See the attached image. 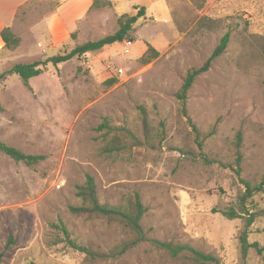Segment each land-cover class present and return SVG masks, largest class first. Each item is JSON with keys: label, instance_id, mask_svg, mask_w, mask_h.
Listing matches in <instances>:
<instances>
[{"label": "rangeland", "instance_id": "rangeland-1", "mask_svg": "<svg viewBox=\"0 0 264 264\" xmlns=\"http://www.w3.org/2000/svg\"><path fill=\"white\" fill-rule=\"evenodd\" d=\"M18 3L0 0V25L11 24L20 39L13 51L0 39V141L45 159L30 167L0 153L1 264H196L170 257L152 240L189 245L219 264H264L253 249L242 258L239 237L247 215L229 220L221 214L238 211L244 191L230 168H235L238 132L240 179L256 185L264 177V0H118L92 8L91 26L55 45L43 18L56 1L22 3L12 21L6 9ZM134 7H144L145 17L133 26L132 43L55 67L46 63L114 34L119 17L135 15ZM203 18L218 24L200 22ZM226 33L225 52L187 92L189 122L177 94L187 73L204 64ZM149 47L156 54L144 64ZM34 62L42 64L41 72L27 85L6 74L15 64ZM109 79L114 82L105 84ZM140 107L151 129L149 142ZM105 120L124 145L110 157L100 153L112 136L98 131ZM87 175L101 205L124 207L138 194L146 209L140 221L146 240L119 258L98 255L133 239V232L68 210L81 204L76 187ZM245 210L255 215L248 243L264 246V193L253 195ZM62 225L96 256L71 249Z\"/></svg>", "mask_w": 264, "mask_h": 264}, {"label": "trees", "instance_id": "trees-1", "mask_svg": "<svg viewBox=\"0 0 264 264\" xmlns=\"http://www.w3.org/2000/svg\"><path fill=\"white\" fill-rule=\"evenodd\" d=\"M105 7H111V3L108 0H92L91 8L94 9H101ZM134 10H137L136 14L133 16L121 15L118 19V30L109 36H106L100 40L94 42H87L81 46H78L72 49L69 53L58 55L49 58L46 63L51 64L52 66H57L59 64L66 63L74 58H81L86 54H94L101 51L103 48L107 46H111L113 44L128 42L132 43L133 38L130 36V32L133 26L136 24L138 19L145 17V8L144 7H134ZM200 22L210 23V25L218 24L216 21H211L208 19H201ZM208 25V24H206ZM70 38L73 40L75 38V33L70 34ZM0 39L4 44V48L13 51L15 50L19 44L20 39L15 37L9 27H5L0 31ZM229 43V34L226 33L220 39L218 45L213 50L209 58L204 62V64L198 69H191L180 88L179 93L177 94V98L180 102L181 113L183 117H185L189 122L190 119L187 116V108H186V95L189 89L191 88L192 84L194 83L195 79L209 71L212 63L219 58L226 50ZM149 54H151L149 56ZM156 52L154 49L149 47L144 55L142 56L141 60H143L144 64H147L152 58L155 57ZM43 63V64H46ZM42 64L39 62H34L31 64H15L13 65L6 74H13L19 77V79L27 85L29 79L37 77L40 75V66ZM114 81L109 79L105 81V84H112ZM140 116H141V123L142 129L144 134L145 142H149L152 139L151 129L147 123V116L145 110L140 107L139 108ZM192 130L196 133V139L198 138L197 129L194 125H192ZM99 132H104V136H112L107 139L104 145L100 149V153L103 156L110 157L112 155L118 154L124 150L123 141L115 129L109 126L108 121H104L99 127ZM242 143V134L238 132L235 137V148H236V158H235V168H231L235 176L239 179L240 183L243 186V193L239 197V210L236 211L234 209H229L227 211H222V215L229 220H233L236 218H240L241 214L247 215L245 218V227L239 237V245L240 251L242 254V258H245L247 255V251L249 249H253L256 254L261 256L262 260L264 261V246H260L258 243L249 244L247 240V229L252 225L255 215L248 214L245 210V203L255 194L264 193V177L262 180L256 184L251 185L250 183L243 181L240 179V147ZM200 146V144L198 145ZM0 153L8 157L14 162H21L26 166H34L39 162H42L45 157L43 156H32V155H25L19 150H16L13 147L7 146L3 142L0 141ZM205 163H210V161H204ZM219 166L224 168H229L227 165H222L217 163ZM76 197L80 199L79 206H70L68 208L69 212L80 218L85 219H92V218H105L111 221H115L118 224L122 225L126 229L130 230L134 233L133 239L129 240L128 242H123L119 246L113 248L111 251L106 253L105 255H98L105 259H116L124 254H126L129 250L134 248L135 246L139 245L140 243L144 242L145 235L140 225V221L144 216L146 209L142 205L139 195L133 194L130 199H128L127 204L124 207H116L110 206L108 204L101 205L97 199V192H96V185L93 177L86 176L84 184L82 186L76 187ZM60 232L64 237V241L66 244L73 250L81 252L83 254L89 256H96L93 251L90 249L83 247L77 244L73 239L70 238L68 231L62 225L59 227ZM151 243L154 247L159 250L165 251L170 257L177 258V257H185L196 264H219L218 260L211 255L203 254L197 250H194L189 245H182L177 244L173 245L170 243H162L156 240H152ZM2 260V255L0 254V264ZM29 264H35L30 262Z\"/></svg>", "mask_w": 264, "mask_h": 264}, {"label": "crops", "instance_id": "crops-1", "mask_svg": "<svg viewBox=\"0 0 264 264\" xmlns=\"http://www.w3.org/2000/svg\"><path fill=\"white\" fill-rule=\"evenodd\" d=\"M29 0H19V3L13 6L9 11L6 9L8 18L11 17L13 21L16 15V11L21 7L22 3H26ZM55 8L44 16L46 24H48V30L52 36V43L58 44L67 39L73 31L80 29L81 27L87 28L93 23L94 15L90 16L92 0H55ZM110 3H118V0H108ZM120 1V0H119ZM131 1V0H122ZM82 6V7H81ZM80 7V8H79ZM63 11V12H61ZM11 21V22H12ZM0 31L5 26L0 25ZM11 28V24L10 27ZM2 43V42H1Z\"/></svg>", "mask_w": 264, "mask_h": 264}]
</instances>
